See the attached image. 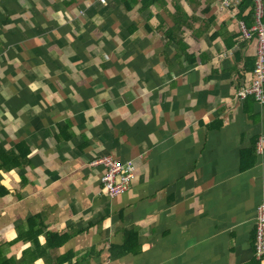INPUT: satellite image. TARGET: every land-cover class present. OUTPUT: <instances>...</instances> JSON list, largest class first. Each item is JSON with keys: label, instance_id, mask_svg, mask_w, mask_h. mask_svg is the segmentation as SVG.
Listing matches in <instances>:
<instances>
[{"label": "crops", "instance_id": "obj_1", "mask_svg": "<svg viewBox=\"0 0 264 264\" xmlns=\"http://www.w3.org/2000/svg\"><path fill=\"white\" fill-rule=\"evenodd\" d=\"M251 8L0 0V246L9 258L30 249L28 264L70 254L84 264L255 262L264 105L236 98L256 63V40H243L238 24ZM105 154L138 167L117 197L92 164ZM31 218L41 245L48 233L68 237L34 263L32 242L10 247Z\"/></svg>", "mask_w": 264, "mask_h": 264}, {"label": "built area", "instance_id": "obj_2", "mask_svg": "<svg viewBox=\"0 0 264 264\" xmlns=\"http://www.w3.org/2000/svg\"><path fill=\"white\" fill-rule=\"evenodd\" d=\"M246 0H221L223 9H231L232 14L238 12L239 6ZM106 3L107 0H102ZM254 9V26L247 28L244 21H239L241 36L245 41L256 40V63L253 79L246 82L236 94L238 100L254 97L257 103L264 105V0H252ZM264 138L257 142V152L263 153ZM92 164L102 166L101 182L110 197L123 194L137 176L138 167L132 160L122 161L110 154L95 157ZM255 258L264 264V190L263 199L257 207Z\"/></svg>", "mask_w": 264, "mask_h": 264}, {"label": "trees", "instance_id": "obj_3", "mask_svg": "<svg viewBox=\"0 0 264 264\" xmlns=\"http://www.w3.org/2000/svg\"><path fill=\"white\" fill-rule=\"evenodd\" d=\"M252 6L253 7V2L252 0H246L244 2H242V4L239 6L240 9V14L242 12H245V10ZM254 15V9L251 8L250 13H248V15H244V23L246 25V27L249 25H251L250 21L252 22L251 17H253ZM263 22H264V16H263ZM248 23V25H247ZM248 28V27H247ZM4 163H7V161H4ZM13 166V164H12ZM11 167V165H7L5 166V168H9ZM1 189H3V191H1ZM0 198L3 196H5L7 194V189L0 184ZM29 227L27 230V234L25 237H21L19 236L17 240L13 241L10 243V247L18 242V241H30L32 242L33 246H34V253H33V257L31 258V263H34L37 259H39L40 257H52L49 256V251L51 250H56L60 247H62L68 240L67 236H59L58 234H54V233H48L46 235V243L45 245H41L39 242V237L42 235L43 231L41 229V227L38 225V222L36 221V219L31 218L29 219ZM38 253H35V252ZM30 253V249L24 251L23 256L20 260H17L14 257L9 258L6 255V251H5V247L0 246V264H28L27 259H28V255ZM74 258V255L70 254L67 257L64 256H58L57 258L51 259L52 263L51 264H84L81 261H77L76 263H73L72 260ZM252 264H261L259 261L255 260V262H253Z\"/></svg>", "mask_w": 264, "mask_h": 264}]
</instances>
